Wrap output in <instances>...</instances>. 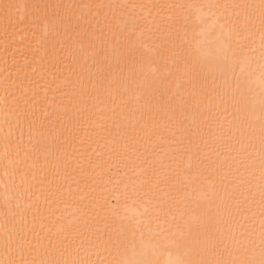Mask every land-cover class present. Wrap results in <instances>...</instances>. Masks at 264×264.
Masks as SVG:
<instances>
[{
  "label": "snow or ice",
  "instance_id": "obj_1",
  "mask_svg": "<svg viewBox=\"0 0 264 264\" xmlns=\"http://www.w3.org/2000/svg\"><path fill=\"white\" fill-rule=\"evenodd\" d=\"M16 24L0 264H264V0H0L5 52Z\"/></svg>",
  "mask_w": 264,
  "mask_h": 264
},
{
  "label": "bare ground",
  "instance_id": "obj_2",
  "mask_svg": "<svg viewBox=\"0 0 264 264\" xmlns=\"http://www.w3.org/2000/svg\"><path fill=\"white\" fill-rule=\"evenodd\" d=\"M6 2V0H5ZM18 3H52V4H81V3H170L175 2V0H16ZM212 2H219L223 3L226 2V0H212ZM231 2V0H229ZM249 2H259V0H249ZM166 14V13H165ZM73 23H75V20H73ZM258 23V22H257ZM41 25V30H42ZM9 41H15V43L12 44V47L9 48L7 52L4 50V44H5V36L3 31V26L0 25V95L4 94V86L3 82L5 80V77L9 74L15 79L16 75L23 76L25 71L30 72V69H23V64L25 61H31L33 59L31 55V48L29 47V44L31 43L32 46H35V41L31 40V32L27 31V25L26 24H16L13 28H9ZM259 33L257 32V37ZM206 40L211 41L212 36L209 34L205 37ZM34 79V78H33ZM12 81H9L11 83ZM27 84V81L25 82ZM135 103V101H133ZM70 131L66 133V137L69 139V143H65L62 145V147L67 150L69 153L72 152L74 147H78L77 144L71 143V140L73 139H80L85 136L84 128L81 127V130L78 133H75V136H73V133L75 132V129L73 126H68ZM8 131L7 126H4L2 124V121H0V138H2L3 134ZM18 134V129L16 130ZM61 139H65V137H61ZM2 148H0V152H2ZM0 173H2V169H0ZM3 203V188L0 187V204ZM29 219L31 217L29 216ZM161 264H163L164 260L168 259V254L164 253L161 257Z\"/></svg>",
  "mask_w": 264,
  "mask_h": 264
}]
</instances>
